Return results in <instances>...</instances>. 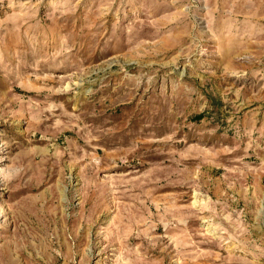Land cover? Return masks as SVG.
Listing matches in <instances>:
<instances>
[{
  "label": "rangeland",
  "instance_id": "rangeland-1",
  "mask_svg": "<svg viewBox=\"0 0 264 264\" xmlns=\"http://www.w3.org/2000/svg\"><path fill=\"white\" fill-rule=\"evenodd\" d=\"M0 264H264V0H0Z\"/></svg>",
  "mask_w": 264,
  "mask_h": 264
}]
</instances>
